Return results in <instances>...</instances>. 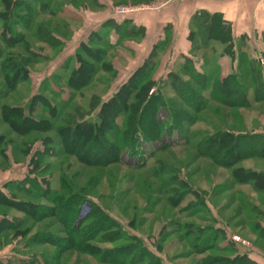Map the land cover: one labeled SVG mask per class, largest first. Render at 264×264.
<instances>
[{
    "label": "rangeland",
    "instance_id": "1",
    "mask_svg": "<svg viewBox=\"0 0 264 264\" xmlns=\"http://www.w3.org/2000/svg\"><path fill=\"white\" fill-rule=\"evenodd\" d=\"M121 5L155 6L124 1L113 5L112 12L125 15L115 11ZM192 27L198 31L194 23ZM217 46L199 51L198 59L206 62ZM21 49L0 38V89L4 91L0 107L4 103L27 107L32 96L41 95L31 115L43 120L45 129L15 132L0 112V183L20 179L30 170L39 183L48 185V199L32 187V196L18 192V199L51 205L54 194L62 198L76 194L79 207L74 211L78 210L81 219L86 217L81 227L88 230L89 238L80 240L78 233L68 234L66 222L59 219V207L0 206L1 217L12 216L19 222L18 229L26 230L19 236L0 232V249L10 244L0 253V264H203L210 255H221L224 246L251 251L261 245L250 230L256 229L255 223H264V192L253 188L247 172H238L244 179L238 181L232 170L243 166L242 172L264 171L263 39L252 38L245 50H239L236 67L224 78L220 79L221 72L211 73L212 80L204 90L193 84L191 74L183 76L186 82H180L173 94L164 87V105L155 113L159 123L155 136L146 137L138 130L134 145H128L130 140L124 141L125 117L119 114L103 136L118 147L119 156L98 165L82 163L65 153L57 127L68 119L77 120L82 112L89 113L88 99L93 93L104 100L118 89L126 72L119 66L115 70L111 60L117 64L121 54L107 47L104 63L112 68L97 66L88 86L80 89L66 85L78 64L73 50L61 52L65 62L69 58L73 62L54 69L52 63L45 67L43 72H54L42 83L33 74L30 80L25 78L7 89L1 62ZM43 53L35 62L44 58L46 64L59 56L57 49L47 48ZM39 64L36 68L41 70ZM86 117L95 119V114ZM140 129L145 133L147 128ZM44 148L38 156L39 166H32L28 162L31 155ZM18 209L48 215L36 219ZM233 235L250 245L232 240Z\"/></svg>",
    "mask_w": 264,
    "mask_h": 264
},
{
    "label": "trees",
    "instance_id": "2",
    "mask_svg": "<svg viewBox=\"0 0 264 264\" xmlns=\"http://www.w3.org/2000/svg\"><path fill=\"white\" fill-rule=\"evenodd\" d=\"M45 1L46 0H2L3 7L0 10V16L3 23L0 29V37L6 45L8 44L12 47L19 45L23 49V52H13L1 62L3 78L7 89H13L18 81H23L25 78H28L27 63L31 58L35 59L38 56L37 52L29 49L24 33L17 30V26H21L25 29L29 28L37 13L47 10L53 13L52 10L48 9V4ZM192 20L198 28V31L195 33L191 31L192 39L193 34H197L196 36L199 37L197 40L195 39L197 42H195V45L197 47L210 49L214 42H219L227 54H234L231 25L222 20L220 14L209 12L205 9H198L193 14ZM52 32L51 24L48 22H39L36 25V35L38 39L50 46H55L58 44L59 40ZM101 39V33L98 30H92L84 40L79 42L75 50V58L78 64L72 68L66 80V85L69 88L80 89L88 86L89 80L97 66L112 68L110 63H104V55L107 47L101 45ZM191 61L190 58L185 57L182 66L183 71L191 72V75L189 74L191 79L198 82V84L200 83L199 85H201L203 89L204 86H206L204 82L206 80V74L197 73L202 80L196 79V77L193 76V74L196 75V73L192 68L193 64ZM152 62V58H149L141 63V65L135 68L128 78L123 81L118 89L107 99L100 100L99 95L93 93L88 99V106L90 108L89 113L82 112L77 120L72 122L68 119L65 124L57 127V132L60 134L61 145L65 153L75 155L80 162L85 164L98 165L117 160L119 156L118 147L111 143L108 144L103 136L110 130L119 114L125 117L126 129L124 131V137L126 134L128 137L126 136L124 141L125 139H129V142L126 141L128 145H134L136 138L139 137L138 130L146 137H153L156 135L155 132L156 129H158L159 123L156 121L155 113L158 106L164 105L162 90L168 85L173 89L180 88L178 84L180 82L184 83L185 81L178 71L174 70L169 71L165 79L155 80L149 77L148 73L152 66ZM94 66L95 68H93ZM261 82L262 81H260V83ZM3 92L4 91L0 89V97L4 95ZM38 97L43 98L41 95L32 96L27 107L23 105L2 104L0 112L4 122L8 123L15 132L17 131L21 134H25L30 130L45 129L44 126L41 125L44 121L37 120L31 115ZM99 100L100 102H98ZM92 112L95 114V119L86 117V115ZM71 115L73 117V114ZM140 128H147L145 131L146 134ZM2 139L3 135L0 134V141ZM45 150V148L39 149L38 151L36 150L38 155L36 153L31 155L32 157H30L28 162H30L32 166H39L37 161L40 158L38 156H42ZM1 152L4 153L3 151ZM246 153V155L254 154ZM90 156L93 158L92 160ZM237 160L239 159L237 158L234 161ZM243 169H245L243 166L233 168L232 172L235 179L244 181L243 175H240L238 172H247L246 175H248V178L251 180L253 188L257 191L264 192V171L247 170L242 172L244 171ZM34 176L36 175L30 173L29 170L21 179L8 180L5 183V186L8 188L7 192H4L0 187V206L12 208L59 207V219L62 222H66L68 234L74 235L78 233L80 240H87V238H89L87 236L88 230L84 231L83 227H81V223L86 217L81 219L77 215L78 210L76 209L74 211V207H79L75 197L76 194L68 195L66 198H62L59 194H54L51 199V205L37 204L28 199H18L16 197L18 192L32 196L33 193L29 190L32 187L38 190V195L41 196V198L48 199V185L45 184L46 182H44V184L39 183ZM64 189H67V187L65 186ZM18 210L36 219L48 215L47 213L36 214L35 211L34 213H32V211L28 213V211H30L29 209ZM61 212H63V215H61ZM255 224L256 229L253 230L257 232L259 238H264V224ZM18 225L19 222L16 223L12 216H0V232L8 231L15 236L22 235L26 230L18 229ZM210 247L211 246H209L208 249ZM233 250L234 247L232 248V246H224L220 249V251L223 252L221 255H210L207 259H204L203 264H258L245 252H236L234 255H230V252ZM103 255L106 257L107 254Z\"/></svg>",
    "mask_w": 264,
    "mask_h": 264
},
{
    "label": "crops",
    "instance_id": "3",
    "mask_svg": "<svg viewBox=\"0 0 264 264\" xmlns=\"http://www.w3.org/2000/svg\"><path fill=\"white\" fill-rule=\"evenodd\" d=\"M124 1L134 4H153L156 7L122 16L113 13V5ZM45 2L53 13L49 10L37 13L29 28L17 26V30L24 33L30 50L43 56L47 48L58 51L59 56L46 61V64L44 58L37 62L31 58L27 63V79L35 74L36 77L38 76V83H42L47 76L53 74L54 71L51 69L43 72L45 67H50L49 63H52L51 68L54 69L65 65L68 61L73 62V58L69 57H67L69 60L65 62L62 53L66 50L75 52L79 42L84 40L92 30H98L101 33L100 43L102 42L103 47L111 46L112 50L121 54L117 55L121 61L117 62L118 65L114 59L111 61L115 70L118 71L119 67L125 70L124 80L149 58L153 60L148 73L149 77L155 80L165 79L169 71L177 69L182 78L183 76L187 78L191 72H184L182 66L185 57H188L192 60L194 71L198 70L201 74L209 75L205 80L206 86L207 82L212 80L211 73L221 72L220 79H222L228 70L236 67L239 50H245L252 38L264 40V0H46ZM2 7V0H0V10ZM198 9L216 12L220 14L222 20L231 25L233 55L227 54L221 44L214 43L211 46L218 45L217 51L206 62L201 61L202 58L198 59L199 51H208L195 45L197 43L195 39L199 38L197 34H193V39L191 38V31L196 32L192 27V17ZM50 20L56 22L51 23ZM39 22L51 24L52 33L59 40L58 44L50 46L38 39L36 25ZM16 47L21 48L19 45ZM38 63L41 70L36 68ZM196 63L198 68L195 66ZM39 73L42 74L39 75ZM192 82L195 86L200 84L193 80ZM166 88L174 90L169 85L165 87V90ZM171 93L173 94L174 91ZM8 180L0 183L4 192L8 191L5 186ZM250 233L259 240L261 245L252 248L251 251L236 249L234 245V250L230 254L245 252L258 264H264V246H262L264 238H259L252 228ZM247 242L250 245V241ZM8 247L10 244L0 249V253L6 251Z\"/></svg>",
    "mask_w": 264,
    "mask_h": 264
},
{
    "label": "built area",
    "instance_id": "4",
    "mask_svg": "<svg viewBox=\"0 0 264 264\" xmlns=\"http://www.w3.org/2000/svg\"><path fill=\"white\" fill-rule=\"evenodd\" d=\"M156 6H149V5H141V6H136V5H121L117 6L115 11L116 13H121V14H128L130 12H134L135 10L138 9H146V8H155ZM152 91V90H151ZM232 240L234 241H239L242 244H248L246 239L241 238L238 235H233Z\"/></svg>",
    "mask_w": 264,
    "mask_h": 264
}]
</instances>
